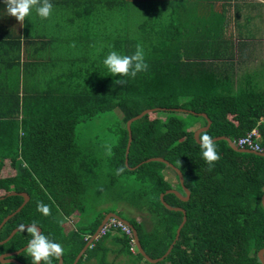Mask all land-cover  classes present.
<instances>
[{"label":"trees","instance_id":"trees-1","mask_svg":"<svg viewBox=\"0 0 264 264\" xmlns=\"http://www.w3.org/2000/svg\"><path fill=\"white\" fill-rule=\"evenodd\" d=\"M186 1L49 0L54 10L59 7L57 30H70L62 21H82L84 41L93 50L74 69L64 71L57 65L56 74L50 81L45 79L43 88H29L27 83L5 87L0 81V223L23 201L19 194L9 192L29 195L28 202L0 228V241L15 227L35 223L50 240L62 245L63 264L73 263L110 212L75 229H65L69 217L75 215L76 223L84 218L85 176L97 163L94 154L83 152L77 143L76 126L117 110L121 119L111 128L115 141L106 163L112 173L110 181L134 175L138 182L134 192L124 190L121 198L132 201L141 213L129 222L146 254L162 256L183 217L181 211L167 209L160 194L171 188L183 191L175 171L171 169L176 183L165 177L163 170L169 167L162 162L129 167L159 156L179 168L189 198L182 201L165 193L164 200L184 208L186 221L169 254L157 263L145 260L138 250L131 253V237L125 233H114V247L108 246L112 235L108 232L95 239L76 264H115L113 259L119 255L130 262L134 258L149 264H261L257 253L264 247V157L236 151L225 140H217L220 159L208 165L194 138L195 129L206 125V119L174 109L205 113L211 124L200 135L206 132L212 138L223 135L234 141L256 128L264 148V88H231L228 69L235 65L234 48L240 49L244 42L198 35L202 28L184 14ZM92 25L99 31L96 39ZM219 27L222 31L224 24ZM48 40L44 41L46 48ZM99 40L104 41V48ZM138 44L143 46L148 70L135 78L123 77L127 81L123 86L115 84L120 77L111 76L104 58L112 50L132 55ZM147 108L158 109L131 123L132 141L125 163L126 122ZM187 115L194 121L189 129ZM196 123L198 127L193 128ZM119 167L126 171L116 175ZM38 202L48 205L51 214L38 212ZM29 239L26 231H16L0 244V255L21 248ZM14 258L31 264L25 250ZM53 264L58 260L53 258Z\"/></svg>","mask_w":264,"mask_h":264},{"label":"crops","instance_id":"crops-1","mask_svg":"<svg viewBox=\"0 0 264 264\" xmlns=\"http://www.w3.org/2000/svg\"><path fill=\"white\" fill-rule=\"evenodd\" d=\"M183 10L188 19L192 18L202 28L198 35L244 42L240 49L234 48L235 65L228 69L234 91L264 88V3L260 0H187ZM56 16L61 19L52 9L51 15L42 19L33 9L20 24L8 15L4 0H0V81L5 87H14L16 83L21 87L27 83L29 88H43L45 79L50 81L52 74H56L54 68L64 65L60 62L75 60L69 56L54 57L51 43L46 48L44 41L51 39L49 36L60 23ZM53 19L56 25L51 23ZM221 23L224 24L222 31Z\"/></svg>","mask_w":264,"mask_h":264},{"label":"rangeland","instance_id":"rangeland-1","mask_svg":"<svg viewBox=\"0 0 264 264\" xmlns=\"http://www.w3.org/2000/svg\"><path fill=\"white\" fill-rule=\"evenodd\" d=\"M58 9L57 12L59 13ZM56 18L59 19V16H56ZM62 22H64L62 23V26H64V28L70 26V30L62 29L58 31L55 29V32L53 31L52 36L49 37H51L50 43L54 57L60 55V57L69 56L75 58V60L72 61L60 62V64L65 65V67L64 65L61 66L65 71L68 70L69 67L70 69H74L75 66L81 64V58L86 57L88 53L92 52L93 48L84 41L85 37H83L82 31L85 30V25L82 21L77 20L75 24H69V21ZM51 23L56 25L55 19H53ZM101 26H103V24L99 26V30ZM91 31H93L94 34L92 33V35H94L93 37L96 39L99 35L98 28L92 25ZM76 45H78V47H76ZM99 45L101 48H104V41L101 42L99 40ZM160 117H164V114H160ZM120 119V113L117 110H114L113 112L102 113L91 119L84 120L76 126L75 133L77 143L82 147L83 152H92L97 163L95 164V167L91 168V173H86L85 176L86 195L85 208L83 210V216L85 219L83 218L79 223H76L77 219L75 218V215L69 217L65 222L66 231L77 228L80 223V225L88 224L96 216L105 211L114 212L128 221L133 218L132 216H138L141 214L132 201L127 198H121V194L124 190L127 191V194L136 190L138 182L136 181L135 176L131 175L126 179L114 178L110 181L112 173L106 163L108 156L105 155V146L114 143L115 135L111 133V128L116 127L120 122ZM185 120L187 128H191V124L194 122L193 118L187 115ZM195 127H198L197 123L193 125V128ZM163 173L166 178L173 183H176L175 173L171 169L165 168ZM111 233L112 235H110L108 239L110 242L107 243L110 244V247H114V243L111 242V239L116 232ZM109 258L112 259L113 255L111 254ZM114 258L113 261L115 264H149L144 260L137 262L134 258H132V261L130 262L121 255Z\"/></svg>","mask_w":264,"mask_h":264},{"label":"clouds","instance_id":"clouds-1","mask_svg":"<svg viewBox=\"0 0 264 264\" xmlns=\"http://www.w3.org/2000/svg\"><path fill=\"white\" fill-rule=\"evenodd\" d=\"M6 10L9 16L14 17L16 21L23 24L32 10L35 9L36 15L42 19H47L53 9L49 0H4ZM264 3V0H260ZM103 65L107 68L111 76H119L115 84L124 85L126 80L123 77L135 78L138 73L146 72L148 64L145 60V52L142 45H137L132 55H121L115 50L110 51L103 60ZM198 143L201 149L202 159L210 166L220 159L216 150L213 138L206 132L198 136ZM113 154L112 146H105V155L111 157ZM126 171L125 167H119L115 170L116 175H121ZM37 211L45 216L51 214L50 207L43 202L37 203ZM21 231L30 234L31 239L27 243L25 251L31 258V264H53V258L59 260L64 255V248L60 243L53 242L44 235L37 224L33 223L27 228L20 226Z\"/></svg>","mask_w":264,"mask_h":264},{"label":"water","instance_id":"water-1","mask_svg":"<svg viewBox=\"0 0 264 264\" xmlns=\"http://www.w3.org/2000/svg\"><path fill=\"white\" fill-rule=\"evenodd\" d=\"M158 108H147V109H144L143 111H141L139 114L131 117L130 119L127 120L126 122V128H127V131H128V140H127V145H126V150H125V163H127V155H128V152H129V147H130V144H131V141H132V134H131V129H130V125L133 121L141 118L143 115H145L146 113L148 112H152V111H155L157 110ZM175 111H181V112H186V113H192V114H198L202 117H204L206 119V125L204 126H201V127H198L197 129H195L194 131V138L195 140L198 142V136L200 135L201 132L207 130L211 124V120L208 118V116L205 114V113H196L194 111H191V110H186V109H183V108H176L174 109ZM217 140H225L228 145L236 150V151H239V152H247V153H253V154H256V155H260V156H263L264 157V152L263 153H260V152H257V151H254L252 149H249V148H242V147H237L233 140L230 139L229 137L227 136H216V137H213V141H217ZM149 161H159V162H162L164 164H166L170 169H172L173 171H175V173L177 174V177H178V180H179V183L181 185V189L183 191L180 192L179 190H177L176 188H171V189H168L166 190L165 192L161 193L159 198L162 202V204L169 210H174V211H181L183 213V217H182V220L179 224V226L177 227L176 229V233H175V237L173 239V241L171 242V244L169 245L168 249L166 250V252L158 257V258H151L148 254H146V252L144 251V249L142 248L141 244H140V241H139V238H138V234H137V231L135 229V227L132 225V223H130L128 220L122 218L120 215L114 213V212H109L107 213L104 218L102 219L101 223L98 225L97 229L95 230V232L91 235V237L88 239V241L86 242V244L83 246V248L79 251V253L76 255L74 261L72 264H76L78 259L80 258V256L84 253L85 249L87 247H89V245L95 240L98 238V233H99V229L101 228V226L105 223V221L109 218V217H114L122 222H124L125 224H127L128 226L131 227L132 229V232H133V235H134V239H135V245L137 247V250L138 252L143 256V258L145 260H147L148 262L150 263H157L161 260H163L168 254L169 252L171 251L173 245L175 244L176 240L178 239L179 237V234H180V230L182 228V226L184 225L185 221H186V213H185V210L184 208L182 207H177V206H171L169 205L165 200H164V194L165 193H173L175 194L179 199H181L182 201H187L188 198H189V195H190V191L188 190V188L184 185V177H183V174L182 172L180 171L179 168H177L176 166H174L172 163H170L167 159L163 158V157H149L147 159H145L144 161L140 162L139 164H137L136 166L134 167H129L130 169H135L136 167H138L140 164L144 163V162H149ZM14 194H19L20 196L23 197V201L22 203L20 204V206L15 210L13 211L12 213L8 214L6 217H4L0 223V228L2 227V225L9 219L11 218L13 215H15L18 211H20V209L28 202L29 200V195L26 193V192H9L8 195H14ZM3 197H0V199H2ZM261 203L264 207V193L262 194L261 196ZM31 224H28V225H23L27 228V226H29ZM21 226V225H20ZM20 226H17L15 227L10 233L9 235L0 241V244H3L5 243L7 240H9L16 231L20 230ZM39 227V226H38ZM40 231H41V228L39 227ZM27 247V244L22 246L21 248L17 249V250H14V251H10V252H5V253H2L0 255V261L2 263H15V264H22L19 260H17L16 258H14V255H17L19 254L20 252H22L23 250H25ZM257 257L259 259V261L261 262V264H264V247L261 248L258 253H257ZM58 264H63V259L62 257L58 260Z\"/></svg>","mask_w":264,"mask_h":264},{"label":"built area","instance_id":"built-area-1","mask_svg":"<svg viewBox=\"0 0 264 264\" xmlns=\"http://www.w3.org/2000/svg\"><path fill=\"white\" fill-rule=\"evenodd\" d=\"M259 137L260 134L258 130L256 128H253L249 132H247L246 135L238 137L237 140H234L233 142L237 147L249 148L254 151L263 153L264 148L258 141ZM112 231L125 233L127 236L131 237L129 241V249L131 253H136L137 247L135 245L134 235L130 226L114 217H109L99 229L98 237L106 235L108 232Z\"/></svg>","mask_w":264,"mask_h":264}]
</instances>
